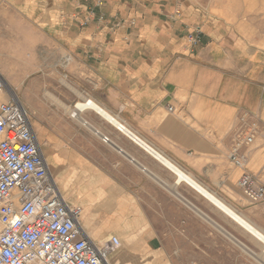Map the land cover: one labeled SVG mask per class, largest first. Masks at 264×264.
Wrapping results in <instances>:
<instances>
[{
  "label": "crops",
  "instance_id": "0c3cea01",
  "mask_svg": "<svg viewBox=\"0 0 264 264\" xmlns=\"http://www.w3.org/2000/svg\"><path fill=\"white\" fill-rule=\"evenodd\" d=\"M5 1L29 19L46 48L56 45L61 59H69L68 87L47 82L38 121L56 169L79 171L88 181L93 170L110 171L97 183L111 187L110 212L102 199L99 209L110 215L109 228L92 235L82 224L87 208L81 216L95 242L131 235L133 264H175L173 250L179 247L173 245L187 231L180 229L181 216L191 220L192 213L200 214L214 228L192 202L198 194L182 184L176 196L169 188L174 175L140 142L240 211L228 192L240 195L242 171L229 165L227 154L240 116L264 125V50L245 39L239 25L213 17L196 1L181 4L178 19L171 18L174 0H102L101 6L96 0ZM197 28L199 43L190 46L187 38ZM87 99L124 131L94 110L78 113L75 104ZM98 153L111 160H99ZM263 162L264 141L258 139L247 171L256 173ZM112 256L111 264H121Z\"/></svg>",
  "mask_w": 264,
  "mask_h": 264
},
{
  "label": "rangeland",
  "instance_id": "374dc122",
  "mask_svg": "<svg viewBox=\"0 0 264 264\" xmlns=\"http://www.w3.org/2000/svg\"><path fill=\"white\" fill-rule=\"evenodd\" d=\"M191 1H196L213 17L224 18L229 23L239 25L243 37L254 47L264 50V0ZM40 42L29 19L23 17L17 8L5 0H0V75L8 85V90L11 89L15 93L26 109L42 144L45 157L51 165V173L54 172L66 188V195L63 194V197L67 201L70 200L72 205L80 206L83 210L88 209L87 215L82 217V224L87 232L99 237L112 222L109 214H99L101 199L106 202V210L110 212L111 187L109 183L103 187L97 183L102 179V172L109 177L110 171L93 170L88 181L81 177L79 171L61 170L54 166L53 154L49 153L48 146L43 144V125L38 119L42 117L40 107L45 104L48 95L47 82L53 80L63 84L65 82L68 87L69 82L64 78L68 63L65 59H61L56 45L53 48H46V42L44 40L42 44ZM95 157L99 160L103 157L107 161L111 160L107 154L98 153ZM256 173L261 174L262 181H264V162ZM101 188L104 191H101ZM232 192L228 193L236 200L233 205L239 208L240 212L251 222L264 229V205L250 206L241 199L236 189H232ZM192 199L194 206L204 216L220 226L227 235L233 236L256 254L261 252L260 245L256 241L242 232L203 198L197 195L196 199L194 196ZM191 215V220L182 216L179 218L180 229L184 232L187 229L183 241L174 243V245L171 242L175 248L179 247L173 250L175 264H192V262L198 264H259L244 254L241 248L233 244L222 232L207 223L203 216L195 213ZM109 237L107 235V238ZM102 240L105 241L106 238L98 239L101 243ZM133 241L134 238L131 235L121 239V247L112 258L119 260L121 264H133L134 260L131 257L133 250L130 249Z\"/></svg>",
  "mask_w": 264,
  "mask_h": 264
},
{
  "label": "built area",
  "instance_id": "2783aa9c",
  "mask_svg": "<svg viewBox=\"0 0 264 264\" xmlns=\"http://www.w3.org/2000/svg\"><path fill=\"white\" fill-rule=\"evenodd\" d=\"M189 1L174 0L171 18L178 19L179 6ZM200 35L197 28L188 45L199 43ZM116 128L123 132L125 127ZM258 139L264 141V125L256 117L240 116L227 162L242 171L237 187L250 206L264 205L261 174L247 171ZM81 214L82 208L61 194L26 109L0 75V264H110L121 240L110 236L95 242L83 229Z\"/></svg>",
  "mask_w": 264,
  "mask_h": 264
},
{
  "label": "bare ground",
  "instance_id": "6f19581e",
  "mask_svg": "<svg viewBox=\"0 0 264 264\" xmlns=\"http://www.w3.org/2000/svg\"><path fill=\"white\" fill-rule=\"evenodd\" d=\"M66 62L68 63L69 61ZM64 85H66L65 82ZM4 87L6 90H8V85L5 82H4ZM87 100H85L84 102L76 103L75 108L77 109L78 113L83 112L85 110H94L95 112L100 114L112 126L114 125L116 127H119L122 125L109 113L100 109V107H98L94 101L91 100L90 103L86 104L85 102ZM74 113L73 116H76V119L80 121L79 116L75 115ZM129 135L131 136V134ZM138 144L141 145L140 147L143 146L145 150H148L151 156L157 159L163 166H165L172 172L175 180L173 186H169V188L172 189V192L176 194V196L178 197L180 196V194L176 191V187H178L179 185L183 184L191 188L195 193H197L207 203H209L214 209H216L219 213H221L223 216L228 218L232 223H234L242 232H244L250 238L256 241L260 245L261 252L259 254H256L255 252L251 251L250 248L239 242L233 236L227 235L224 231H222L220 226H218L215 222L212 221L214 228L222 232L233 244L238 245L241 248L242 252L248 255L253 261L259 264H264V229L260 228L259 226L251 222L240 211H238L232 205H230L229 203L218 197L214 192L206 188L193 176H191L189 173L185 172L183 169L178 167L176 164H174L164 155L155 151V149L153 150L150 146L146 145L143 142H140ZM82 214H83V209H82Z\"/></svg>",
  "mask_w": 264,
  "mask_h": 264
}]
</instances>
